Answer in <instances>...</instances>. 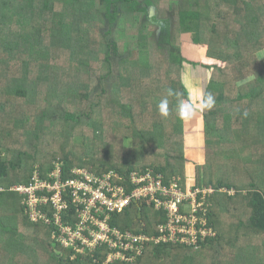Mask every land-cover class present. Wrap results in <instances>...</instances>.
<instances>
[{"label":"trees","instance_id":"16d2710c","mask_svg":"<svg viewBox=\"0 0 264 264\" xmlns=\"http://www.w3.org/2000/svg\"><path fill=\"white\" fill-rule=\"evenodd\" d=\"M184 32L197 34L193 44L204 47L209 63L186 57L192 46L183 48ZM260 52L264 0H0V264H105L113 250L74 255L55 238L51 204L39 210L54 223L34 221L24 195L12 189L32 184L36 172L49 180L56 162L64 179L74 168L115 170L126 184L132 171L149 168L166 183L181 177L187 188L194 177L196 187L215 189L201 212L215 235L193 245L145 242L142 254L126 253L132 262L112 264H264ZM186 63L208 71L205 160L193 173L187 120L177 114L180 102L191 101ZM208 94L211 109L204 106ZM164 99L166 117L158 111ZM76 210L66 209L62 219L74 224ZM165 221L142 201L113 214L110 224L151 236Z\"/></svg>","mask_w":264,"mask_h":264},{"label":"built area","instance_id":"2783aa9c","mask_svg":"<svg viewBox=\"0 0 264 264\" xmlns=\"http://www.w3.org/2000/svg\"><path fill=\"white\" fill-rule=\"evenodd\" d=\"M62 166V162L55 163L48 175L51 181L41 179L36 172L32 184L15 185L12 189L24 195L23 203L34 221L54 223L47 213L39 210L42 203L51 204L59 227L55 238L74 255L92 253L107 245L114 251L108 254L105 264L118 260L132 262L134 256L128 257L126 253L142 254L141 244L145 242L193 245L215 235L201 215L202 211L205 213L208 195L215 191L211 186L186 188L181 177L166 183L162 173L149 168L145 172L132 171L126 184L115 180L122 179L115 170L98 175L74 168V175L64 179ZM142 201L166 215V221L158 225L157 235L123 232L110 224L113 214ZM70 207L78 212L74 224L62 219V213Z\"/></svg>","mask_w":264,"mask_h":264},{"label":"rangeland","instance_id":"374dc122","mask_svg":"<svg viewBox=\"0 0 264 264\" xmlns=\"http://www.w3.org/2000/svg\"><path fill=\"white\" fill-rule=\"evenodd\" d=\"M141 7H144V4L141 3ZM166 12H170L168 7L165 8ZM151 16H159L160 11H156V9L152 8L150 11ZM162 15V14H161ZM154 37L157 38L159 36V26L153 27ZM197 34L195 32H187L182 35V45L185 47L188 41L191 42V46L193 45V40L196 38ZM200 50L205 52L203 46H199ZM207 49V48H206ZM186 56V54H185ZM258 58L261 60L264 58V52H260ZM191 57V56H186ZM189 59V58H188ZM183 78L186 83L190 94L191 101L189 102L192 105V115L191 118L187 120V139H186V151H187V159L189 160V167L191 172H194L197 163H203L205 160V148H204V140H203V112H202V101H203V92L207 84L208 79V71H206L202 66L191 65L190 63H186L183 70ZM121 123L120 116L118 114H114V125L119 126ZM123 143L125 147H132L133 142L130 139H123ZM191 180L188 182L187 188H195L196 187V178L190 177ZM252 240L257 241L256 238ZM56 256H62V251L57 250L54 252Z\"/></svg>","mask_w":264,"mask_h":264},{"label":"clouds","instance_id":"9594fccd","mask_svg":"<svg viewBox=\"0 0 264 264\" xmlns=\"http://www.w3.org/2000/svg\"><path fill=\"white\" fill-rule=\"evenodd\" d=\"M167 99L161 100L158 104V111L161 116L166 117L168 115L167 111ZM215 104V99L211 94L206 96L204 106L211 109ZM178 118L181 120H187L191 118L192 115V105L189 102H180L177 108Z\"/></svg>","mask_w":264,"mask_h":264},{"label":"crops","instance_id":"0c3cea01","mask_svg":"<svg viewBox=\"0 0 264 264\" xmlns=\"http://www.w3.org/2000/svg\"><path fill=\"white\" fill-rule=\"evenodd\" d=\"M189 43V41H188ZM191 44V42L189 43ZM192 56L188 57L189 59H191L192 61H197V62H203V63H209L208 60L206 59V53L203 52L202 50H200L199 46L196 45H192ZM203 102V101H202ZM202 108H203V103H202ZM203 112V111H202ZM203 116V114H202ZM203 119V118H202ZM188 120V119H187ZM187 128V127H186Z\"/></svg>","mask_w":264,"mask_h":264},{"label":"water","instance_id":"95a60500","mask_svg":"<svg viewBox=\"0 0 264 264\" xmlns=\"http://www.w3.org/2000/svg\"><path fill=\"white\" fill-rule=\"evenodd\" d=\"M139 216H140V217L142 216V213H141V212L139 213Z\"/></svg>","mask_w":264,"mask_h":264}]
</instances>
